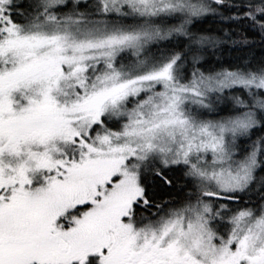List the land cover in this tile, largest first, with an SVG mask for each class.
I'll list each match as a JSON object with an SVG mask.
<instances>
[{
    "label": "snow or ice",
    "instance_id": "6c2138e0",
    "mask_svg": "<svg viewBox=\"0 0 264 264\" xmlns=\"http://www.w3.org/2000/svg\"><path fill=\"white\" fill-rule=\"evenodd\" d=\"M0 264H264V0H0Z\"/></svg>",
    "mask_w": 264,
    "mask_h": 264
}]
</instances>
